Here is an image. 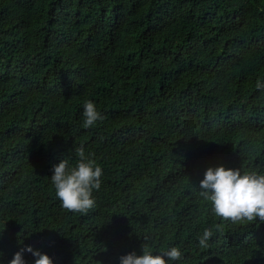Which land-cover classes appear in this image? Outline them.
<instances>
[{"label":"trees","instance_id":"16d2710c","mask_svg":"<svg viewBox=\"0 0 264 264\" xmlns=\"http://www.w3.org/2000/svg\"><path fill=\"white\" fill-rule=\"evenodd\" d=\"M258 80L264 0H0V264L25 246L120 264L144 243L177 247L169 264H264V222L199 195L210 167L264 174ZM86 101L106 117L91 127ZM81 146L103 170L86 214L51 181Z\"/></svg>","mask_w":264,"mask_h":264},{"label":"clouds","instance_id":"9594fccd","mask_svg":"<svg viewBox=\"0 0 264 264\" xmlns=\"http://www.w3.org/2000/svg\"><path fill=\"white\" fill-rule=\"evenodd\" d=\"M257 89H264L259 80ZM84 127H91L106 117L102 115L91 101L84 104ZM77 162L75 167H69V160L64 158L58 165H54L51 181L55 187L56 196L64 209L72 213L86 214L95 206L92 196L93 190L101 187L102 168L89 156L81 146L75 150ZM199 195L213 205L214 212L224 221L233 223L247 220L255 221L258 217L264 222V174L244 173L240 169H226L224 166L208 168L203 180L199 183ZM213 235L206 229L199 239L201 247H208V241ZM143 254L131 252L121 256L120 264H169V261H179L182 253L177 247H171L163 254L153 255L148 246L142 245ZM32 253L35 264H53L52 259L39 251H33L25 246L16 252L9 264H27L23 253ZM2 255V253H0ZM165 257L168 259L166 260Z\"/></svg>","mask_w":264,"mask_h":264}]
</instances>
